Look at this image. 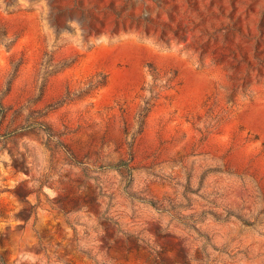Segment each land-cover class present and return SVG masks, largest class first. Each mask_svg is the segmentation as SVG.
<instances>
[{
	"label": "rangeland",
	"instance_id": "obj_1",
	"mask_svg": "<svg viewBox=\"0 0 264 264\" xmlns=\"http://www.w3.org/2000/svg\"><path fill=\"white\" fill-rule=\"evenodd\" d=\"M0 264H264V0H0Z\"/></svg>",
	"mask_w": 264,
	"mask_h": 264
}]
</instances>
